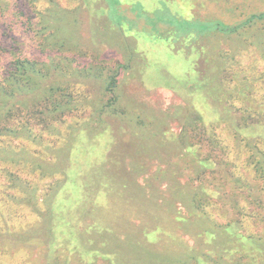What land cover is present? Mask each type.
<instances>
[{"label": "rangeland", "instance_id": "374dc122", "mask_svg": "<svg viewBox=\"0 0 264 264\" xmlns=\"http://www.w3.org/2000/svg\"><path fill=\"white\" fill-rule=\"evenodd\" d=\"M18 2L14 54L56 66L16 91L18 133L0 134V264H113L89 251L92 230L122 246L118 264H264V22L206 30L188 40L198 50L160 60L166 46L108 23L106 0ZM169 5L209 25L264 11ZM135 245L146 256L122 250Z\"/></svg>", "mask_w": 264, "mask_h": 264}, {"label": "trees", "instance_id": "16d2710c", "mask_svg": "<svg viewBox=\"0 0 264 264\" xmlns=\"http://www.w3.org/2000/svg\"><path fill=\"white\" fill-rule=\"evenodd\" d=\"M109 5L108 11V23L111 26L117 27L119 30L126 31L127 36L133 37L134 41L138 38L141 40H150L160 43L166 47H162L157 50V56L160 60H165L160 56L161 52H180L181 54H188L190 47H195L198 50V43L190 44L188 40L196 39L199 36L205 34L206 30L214 31L220 30L227 33H233L244 26H250L252 22L259 20L264 22V11L251 14L246 20L234 25L223 24L216 22L212 25L206 24L207 21L200 19H193L187 16H176V12L170 7L172 0H106ZM24 0H19L20 6L24 5ZM129 5L128 10H121L120 5ZM112 8L115 12H112ZM118 8V9H117ZM12 0H0V13L10 18L2 28H0V134H13L17 135L18 130L9 125L10 117L13 108V98L17 92L30 91L37 88L38 78L46 75L48 67L52 68L56 65L50 55H46L48 61L45 58H41L42 54L37 58H30L29 55H23L20 52L15 55L13 52V40L16 41L17 46L20 47L21 42L17 39L13 31L14 19L17 15H21L14 10ZM134 16V17H132ZM15 17V18H14ZM19 17V16H18ZM126 20H131V24H127ZM137 20L144 21L140 26L137 24ZM145 23L149 25L147 28ZM144 24V25H143ZM63 26V25H61ZM139 27V28H138ZM159 27H167V31L164 34L159 33ZM17 38V39H16ZM62 42L65 38H61ZM178 44V45H177ZM189 46V48H188ZM167 48V49H166ZM203 53L201 55L196 52V56L193 58L192 66L197 69L196 73L203 74L200 67L202 62ZM187 71H190L187 69ZM186 72V71H185ZM29 84V85H28ZM109 89L114 88L115 81L111 77L109 82ZM27 86V88L25 87ZM33 86V88L31 87ZM25 89V90H24ZM18 94V93H17ZM117 98L114 97V101ZM25 130V128H24ZM4 151V150H0ZM2 158L6 157L5 154L1 155ZM94 234L99 235L96 231H86V235L91 239L89 243V251L97 252L101 256H105L101 251H108L112 256L110 261L113 264H118L120 256L121 245L114 244L108 245L106 241L104 244H99ZM102 237V236H101ZM104 238V237H103ZM140 247V246H139ZM137 247V249L139 248ZM136 245L130 248L124 247L122 249L125 254H133L142 257L145 253L140 249V254L136 253ZM88 252V251H87ZM89 253V252H88ZM131 254V255H132ZM146 256V255H145ZM145 258V257H144ZM142 258V259H144ZM131 260V259H130Z\"/></svg>", "mask_w": 264, "mask_h": 264}]
</instances>
